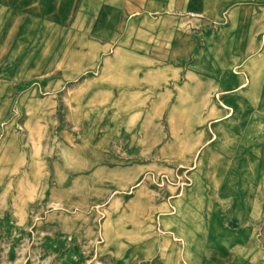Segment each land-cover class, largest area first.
<instances>
[{
    "label": "rangeland",
    "instance_id": "rangeland-1",
    "mask_svg": "<svg viewBox=\"0 0 264 264\" xmlns=\"http://www.w3.org/2000/svg\"><path fill=\"white\" fill-rule=\"evenodd\" d=\"M224 1L0 0V264H264V2Z\"/></svg>",
    "mask_w": 264,
    "mask_h": 264
},
{
    "label": "crops",
    "instance_id": "crops-1",
    "mask_svg": "<svg viewBox=\"0 0 264 264\" xmlns=\"http://www.w3.org/2000/svg\"><path fill=\"white\" fill-rule=\"evenodd\" d=\"M151 1V2H149ZM236 0H227L224 1V5L227 3L233 4ZM243 2H249V0H242ZM256 1H263L264 0H256ZM149 5H151V10L163 11V12H180V11H193V12H200L205 11L210 8L211 0H148ZM211 3V4H210ZM228 5V4H227ZM174 26V21L167 22L166 27ZM179 26V25H178ZM131 90H135L134 87ZM180 233V231H179ZM181 235V233L179 234ZM185 235V234H184Z\"/></svg>",
    "mask_w": 264,
    "mask_h": 264
}]
</instances>
